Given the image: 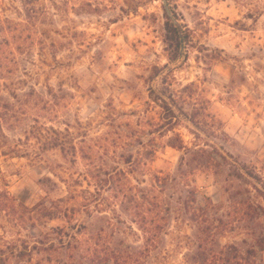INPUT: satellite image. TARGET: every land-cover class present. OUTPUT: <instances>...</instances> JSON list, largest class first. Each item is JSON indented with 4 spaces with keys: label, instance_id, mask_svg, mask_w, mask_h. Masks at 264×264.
I'll return each instance as SVG.
<instances>
[{
    "label": "rangeland",
    "instance_id": "374dc122",
    "mask_svg": "<svg viewBox=\"0 0 264 264\" xmlns=\"http://www.w3.org/2000/svg\"><path fill=\"white\" fill-rule=\"evenodd\" d=\"M167 1L0 0V264H264V0Z\"/></svg>",
    "mask_w": 264,
    "mask_h": 264
},
{
    "label": "water",
    "instance_id": "95a60500",
    "mask_svg": "<svg viewBox=\"0 0 264 264\" xmlns=\"http://www.w3.org/2000/svg\"><path fill=\"white\" fill-rule=\"evenodd\" d=\"M164 4H165V10H166V13L169 17V19L174 23V25L176 27H179V22L176 20V18L174 17L169 5H168V1L167 0H164ZM181 40H182V48H183V36L181 35Z\"/></svg>",
    "mask_w": 264,
    "mask_h": 264
},
{
    "label": "trees",
    "instance_id": "16d2710c",
    "mask_svg": "<svg viewBox=\"0 0 264 264\" xmlns=\"http://www.w3.org/2000/svg\"><path fill=\"white\" fill-rule=\"evenodd\" d=\"M167 18H168V16H167ZM168 20H169V18H168ZM169 22H171V21H169ZM171 33L175 36V38L177 39V43H178V45L180 46V37H179V33H178V31H177V29H176V27L172 24V22H171ZM1 197V196H0ZM4 201H1L0 202V205L1 206H4Z\"/></svg>",
    "mask_w": 264,
    "mask_h": 264
}]
</instances>
